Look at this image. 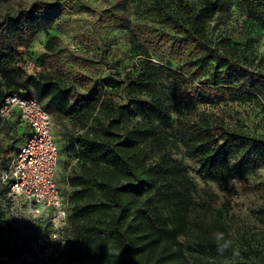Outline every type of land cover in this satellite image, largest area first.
I'll return each mask as SVG.
<instances>
[{
  "label": "trees",
  "instance_id": "obj_1",
  "mask_svg": "<svg viewBox=\"0 0 264 264\" xmlns=\"http://www.w3.org/2000/svg\"><path fill=\"white\" fill-rule=\"evenodd\" d=\"M76 1L62 0L60 4L58 0H37L32 7L21 5L19 11L0 19V102L18 93L36 97L49 112L93 116L92 124L74 141L79 145L81 163L80 170L70 178L74 186L72 208L75 215L85 213L93 218L107 262L264 264V247L245 241L236 248L231 243V217L223 208L208 209L215 211L213 223L205 212L195 217L193 183L187 167L169 150V130L177 129L186 155L199 164L197 174L218 182L223 173L243 175L251 162L264 164V137L214 123L209 114L198 113L186 87L209 62L214 64L215 73L206 85L214 90L229 86L221 87L219 79L226 84L235 80L244 86L241 81L248 78V67L224 57L208 36L209 22L220 16L218 12L226 8L228 1L203 0L197 6L188 0H155L156 11L167 14L175 24V32L153 28L134 31L135 43L148 59L156 57L159 65L149 61L140 78L130 81L133 90L147 92L148 99H138L134 94L124 105L114 100L122 81L112 75L96 78L70 64L78 57L61 48L58 35L49 34L44 45L47 54L39 65L47 69L26 74L19 46L30 49L27 47L41 30V18L73 8ZM239 3L264 27V0ZM173 5L180 15L172 13ZM253 76L254 92L245 87L243 91L232 89L238 98L254 94L264 111V74ZM30 87L33 95L26 92ZM170 102L179 116L176 127L168 111ZM233 142L236 152L231 147ZM0 195L1 200L5 199L3 191ZM1 208L0 235L5 231ZM217 232L224 233L223 241L215 239ZM180 236H187L192 243L186 248ZM224 241L229 242L228 247L221 250Z\"/></svg>",
  "mask_w": 264,
  "mask_h": 264
},
{
  "label": "rangeland",
  "instance_id": "obj_2",
  "mask_svg": "<svg viewBox=\"0 0 264 264\" xmlns=\"http://www.w3.org/2000/svg\"><path fill=\"white\" fill-rule=\"evenodd\" d=\"M35 1L37 0H0V19L19 11L21 5L32 7ZM188 1L200 6L203 0ZM227 1L226 8L218 12L220 16L209 22L208 36L219 53H224V57H231L235 63L246 65L251 73L241 81L244 86L235 80L226 84V81L219 79L221 87L229 86L222 91L214 90L206 85L211 82L215 73L212 66L214 64L209 62L186 87L191 91L198 113L209 114L214 123L264 137V111H261L258 99L249 93L238 98L232 89L236 87L238 91H243L245 87L248 91H253L252 84L256 81L253 75L264 74V27L245 12L239 0ZM58 2L62 4V0ZM171 10L176 16L180 15L177 6L173 5ZM120 14L123 18H118ZM39 24L41 30L27 47L30 49H26L25 45L19 46L27 75L38 74L47 69L45 65V69L39 65L47 54L44 45L49 34L58 35L62 39L61 48L78 57L71 59L70 64L96 78L112 75L122 81L114 95L115 102L122 105L130 97H134V94L138 99H148L147 92L140 88L134 91L130 81L140 78L147 70L149 61L153 65H159L156 57L148 59L135 43L134 31L153 28L175 32V24L167 14L159 15L156 11L155 0H78L73 8L55 12L48 18L43 16ZM255 88L258 89L257 86ZM26 92L33 95L32 87ZM254 102L257 107H254ZM42 103L45 105V102ZM168 111L171 122L176 127L179 116L171 102ZM50 114L53 120V137L60 150L56 181L65 200L69 202V218L57 237H53L51 219L34 216L23 198L12 196L0 182V193L3 191L5 195L2 200L0 195L5 220V231L0 235V262L111 264L102 254L93 218L85 213L75 215L72 208L74 186L70 183V178L75 171L80 170L81 163L79 145L74 141L78 133L92 124L93 116L81 113L63 116L54 110H50ZM176 130H169V150L172 157L187 167L188 176L193 183L195 217L199 212H205L213 223L215 211L208 209L223 208L224 213L231 217L229 235L236 248L245 241L255 247H264V164L251 162L243 175L234 177L223 173L222 182L201 178L197 174L199 164L186 155V147L180 140L181 133ZM27 135L28 127L17 115L0 129V170L9 167L16 149L23 144ZM231 147L236 152V143H231ZM180 240L187 244L186 248L192 243L187 236H180ZM192 249L193 247L188 250V255Z\"/></svg>",
  "mask_w": 264,
  "mask_h": 264
},
{
  "label": "built area",
  "instance_id": "obj_3",
  "mask_svg": "<svg viewBox=\"0 0 264 264\" xmlns=\"http://www.w3.org/2000/svg\"><path fill=\"white\" fill-rule=\"evenodd\" d=\"M15 115L30 132L9 167L0 170V180L12 196L23 198L34 216L49 217L52 236L57 237L70 207L56 181L60 150L53 137L52 116L36 97L11 93L0 102V127Z\"/></svg>",
  "mask_w": 264,
  "mask_h": 264
},
{
  "label": "clouds",
  "instance_id": "obj_4",
  "mask_svg": "<svg viewBox=\"0 0 264 264\" xmlns=\"http://www.w3.org/2000/svg\"><path fill=\"white\" fill-rule=\"evenodd\" d=\"M215 239L219 242V241H223L224 240V233L223 232H217L215 233ZM228 241H224V243L221 245V250H223V248L228 247Z\"/></svg>",
  "mask_w": 264,
  "mask_h": 264
},
{
  "label": "crops",
  "instance_id": "obj_5",
  "mask_svg": "<svg viewBox=\"0 0 264 264\" xmlns=\"http://www.w3.org/2000/svg\"><path fill=\"white\" fill-rule=\"evenodd\" d=\"M28 127V126H27ZM29 132H30V128L28 127V134H29Z\"/></svg>",
  "mask_w": 264,
  "mask_h": 264
}]
</instances>
